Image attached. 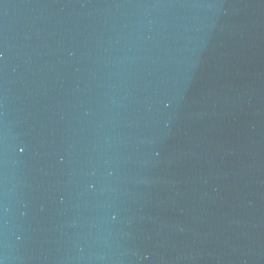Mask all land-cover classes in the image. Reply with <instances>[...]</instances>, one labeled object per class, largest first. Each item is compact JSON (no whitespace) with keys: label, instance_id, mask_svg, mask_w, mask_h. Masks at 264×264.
I'll return each mask as SVG.
<instances>
[{"label":"water","instance_id":"95a60500","mask_svg":"<svg viewBox=\"0 0 264 264\" xmlns=\"http://www.w3.org/2000/svg\"><path fill=\"white\" fill-rule=\"evenodd\" d=\"M0 264H264V0H0Z\"/></svg>","mask_w":264,"mask_h":264}]
</instances>
